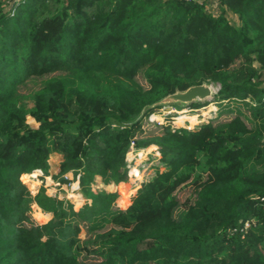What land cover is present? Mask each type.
I'll use <instances>...</instances> for the list:
<instances>
[{
	"label": "trees",
	"instance_id": "16d2710c",
	"mask_svg": "<svg viewBox=\"0 0 264 264\" xmlns=\"http://www.w3.org/2000/svg\"><path fill=\"white\" fill-rule=\"evenodd\" d=\"M216 2L0 0V264H264V0ZM202 84L237 103L230 120L141 136L154 108L202 105L164 102ZM135 138L161 162L116 211V193L92 185L124 180ZM54 153L59 174H80L78 209L21 179ZM32 202L47 223H31Z\"/></svg>",
	"mask_w": 264,
	"mask_h": 264
},
{
	"label": "rangeland",
	"instance_id": "374dc122",
	"mask_svg": "<svg viewBox=\"0 0 264 264\" xmlns=\"http://www.w3.org/2000/svg\"><path fill=\"white\" fill-rule=\"evenodd\" d=\"M229 20L233 22V19L231 18V15L229 14ZM140 83L144 86L147 85L145 79L143 77H139ZM214 89L216 90V93L219 89V85L217 84H211ZM24 93H28V90H25ZM216 93L213 94L212 98L209 100L203 101L204 103L197 107H191V108H179L172 105H161L156 108H154L149 114L145 115L143 117L142 121V128L145 130V135L141 136H151L158 132V129L162 127H170L171 129H197L204 123H217V122H224L227 120H230L235 113H232V109H235V106H237V103L235 102H228L227 100L224 101H216L215 96ZM19 104L24 107L26 110L30 111L34 107V102L31 96L28 94L25 97H22L19 100ZM150 117H152V120H150ZM28 121L31 127L36 128L38 124L32 119V117H28ZM160 121H163V125L160 124ZM136 143V138L134 140ZM130 145V144H129ZM137 149H144V154H146V157L142 158L141 164H148V171L146 172L148 176H145L143 183L139 184V186L135 187V184L129 180L127 175L125 176L124 180L115 182V183H109L105 184L102 179L98 176L96 177L95 182L92 185L93 191H96V189L104 188L109 192H114L117 195V198L115 202L112 205L113 210H123L127 208L131 203L134 197L138 194V192L141 190L144 183L147 181H150L156 174L154 167L160 164V161H152V157L154 151L157 149V151L160 153V148L157 144H149L143 147H138L135 145ZM129 147L127 148L125 152V160L126 156L129 151ZM57 154V153H54ZM59 157H61V161L54 160L49 158V163H51V167L54 171V173L50 172V164H49V171L48 173H45L42 171V177L40 178H30V177H24V180L27 181L26 185L32 195H36L41 189L44 190V192L54 198L61 199V200H68L67 196L69 195V187L63 184L59 187H55L54 184L48 182L46 179H50L52 182L56 183L57 179L61 178L64 174L72 175L73 177L79 173L75 172L74 170H70L68 172H65L63 174L60 173V166L61 162L63 160L62 155L58 154ZM51 157V156H50ZM51 159V160H50ZM126 162V161H125ZM152 164V165H151ZM59 165V166H58ZM127 165V164H126ZM35 173H37L35 171ZM39 173V172H38ZM51 173V174H50ZM30 174V173H27ZM53 174V175H52ZM145 174V173H144ZM76 177V176H75ZM25 183V182H24ZM68 185V184H67ZM196 188L193 184L189 183L184 186H182L178 192H177V198L180 203V209H185L189 205H191L196 197ZM84 197V196H83ZM85 200V197H84ZM85 203V202H84ZM83 203V204H84ZM82 204V205H83ZM81 205V206H82ZM81 206H74L75 208H80ZM28 214L30 217V221L33 224H45L47 223L51 217V213L44 212L37 203L32 202L29 206ZM30 222H27L26 225H29ZM30 223V224H31ZM250 222L247 221L244 223V226L241 228L240 235L241 237H244L246 232L250 229ZM83 239H85V230L82 231L80 235Z\"/></svg>",
	"mask_w": 264,
	"mask_h": 264
},
{
	"label": "built area",
	"instance_id": "2783aa9c",
	"mask_svg": "<svg viewBox=\"0 0 264 264\" xmlns=\"http://www.w3.org/2000/svg\"><path fill=\"white\" fill-rule=\"evenodd\" d=\"M187 1V0H186ZM150 120H152V117H150ZM160 124L163 125V121H160ZM136 143L134 141L130 142V147L128 154L126 156V175L135 184V187L139 186V184L143 183V180L145 176H148L146 173L148 171V164H141L142 158L146 157L144 154V149H137ZM155 154H153L152 161H160V153L157 151V149L154 151ZM152 165V164H151ZM37 173L33 172L30 174H24L21 176V179L23 183H27V181L24 180V177H30V178H40L42 177V171L37 170ZM39 172V173H38ZM145 173V174H144ZM76 176V177H75ZM74 177L72 175L64 174L61 178L57 179V182L54 183L50 179H46L48 182L54 184L55 187H60L61 184L69 187V195L67 196V199L74 204V206H81L85 200L83 197V194L81 193V185H80V174L75 175ZM68 184V185H67Z\"/></svg>",
	"mask_w": 264,
	"mask_h": 264
},
{
	"label": "water",
	"instance_id": "95a60500",
	"mask_svg": "<svg viewBox=\"0 0 264 264\" xmlns=\"http://www.w3.org/2000/svg\"><path fill=\"white\" fill-rule=\"evenodd\" d=\"M216 90L212 85L202 84L188 88L183 92H176L168 96L164 102H180L183 104H189L195 101H205L212 98Z\"/></svg>",
	"mask_w": 264,
	"mask_h": 264
},
{
	"label": "crops",
	"instance_id": "0c3cea01",
	"mask_svg": "<svg viewBox=\"0 0 264 264\" xmlns=\"http://www.w3.org/2000/svg\"><path fill=\"white\" fill-rule=\"evenodd\" d=\"M207 2H208V8H209L211 11H213V10H218L216 0H207ZM230 15H231V18L233 19V21L236 22V21L238 20L236 15H234V14H230ZM50 158H51V159H54V160H58L59 162L61 161V160H60L61 157H59L58 154H52ZM51 159H50V160H51ZM49 164H50V167H51V163H49ZM58 166H59V165H58ZM50 172L54 173L52 167L50 168ZM50 174H51V173H50ZM54 174H55V173H54ZM52 175H53V174H52Z\"/></svg>",
	"mask_w": 264,
	"mask_h": 264
}]
</instances>
